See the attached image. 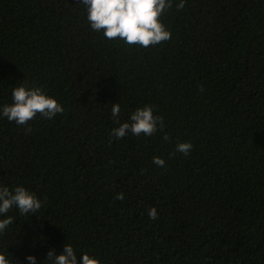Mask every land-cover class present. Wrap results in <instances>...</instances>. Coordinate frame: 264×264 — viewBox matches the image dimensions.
<instances>
[{"label":"trees","instance_id":"trees-1","mask_svg":"<svg viewBox=\"0 0 264 264\" xmlns=\"http://www.w3.org/2000/svg\"><path fill=\"white\" fill-rule=\"evenodd\" d=\"M179 2L160 17L171 38L143 48L92 31L80 0H0V113L21 84L64 109L0 114V186L42 202L6 214L10 264L65 243L77 264H264V0ZM116 103L121 123L150 105L163 131L110 136Z\"/></svg>","mask_w":264,"mask_h":264},{"label":"clouds","instance_id":"clouds-1","mask_svg":"<svg viewBox=\"0 0 264 264\" xmlns=\"http://www.w3.org/2000/svg\"><path fill=\"white\" fill-rule=\"evenodd\" d=\"M86 11V19L92 31L102 33L108 40H121L129 47L138 45L143 48L168 41L171 33L161 22V15L172 7V0H80ZM177 10L185 7V0H180L176 5ZM203 91V86L200 88ZM12 103L5 104L2 108V116L8 121L18 125H26L33 120L37 114L45 119H52L58 113H63V107L56 99L47 96L39 87L28 88L21 84L12 89ZM112 116L116 118L114 123L119 127L113 128L109 134L117 139L123 138L129 131L139 136L153 135L159 126L163 131L165 125L163 117L153 115L150 105L136 108L130 115V122L121 123L118 119L121 109L118 103L112 104ZM163 140H169L165 133ZM111 142V141H110ZM191 142H180L176 145V151L187 156L192 150ZM153 163L158 167H165V161L157 156L153 157ZM117 200H124V194L118 192ZM42 202L34 193L29 192L23 186L12 189L0 186V234L11 225L14 218L6 214L16 207L22 215L35 214L41 209ZM150 219H157L156 209L148 210ZM47 259L52 264H77V254L71 243L63 245L62 253L53 254V250L46 253ZM28 264H36V257L28 255L25 257ZM0 264H10L5 254L0 253ZM80 264H99L96 258L88 253H82Z\"/></svg>","mask_w":264,"mask_h":264}]
</instances>
